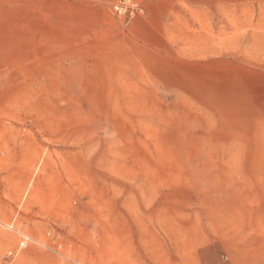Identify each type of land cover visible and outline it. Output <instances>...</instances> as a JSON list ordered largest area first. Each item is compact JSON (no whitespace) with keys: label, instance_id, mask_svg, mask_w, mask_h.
<instances>
[{"label":"rangeland","instance_id":"obj_1","mask_svg":"<svg viewBox=\"0 0 264 264\" xmlns=\"http://www.w3.org/2000/svg\"><path fill=\"white\" fill-rule=\"evenodd\" d=\"M121 1L0 0V264H264V0Z\"/></svg>","mask_w":264,"mask_h":264},{"label":"crops","instance_id":"obj_2","mask_svg":"<svg viewBox=\"0 0 264 264\" xmlns=\"http://www.w3.org/2000/svg\"><path fill=\"white\" fill-rule=\"evenodd\" d=\"M169 4L166 7H163L158 4V0H153L148 3V13L152 16L157 15V13L164 14H179V18L186 20H196V19H225L231 17L233 18H246L242 17V11L237 7L239 0H166ZM249 3V2H248ZM161 15V18H162ZM167 16V15H166ZM165 16V17H166ZM172 14L169 18H172ZM153 17V18H155ZM164 17V16H163ZM158 18V17H157ZM167 18V17H166ZM176 18V17H174ZM253 32H247L245 35H252ZM240 34L241 37L245 36ZM228 44L231 42L227 41ZM231 48H222L219 50L217 56V62L226 67H256L259 66L250 59H231L228 58L229 55L225 54L224 50ZM262 64V63H261Z\"/></svg>","mask_w":264,"mask_h":264},{"label":"built area","instance_id":"obj_3","mask_svg":"<svg viewBox=\"0 0 264 264\" xmlns=\"http://www.w3.org/2000/svg\"><path fill=\"white\" fill-rule=\"evenodd\" d=\"M115 9L123 17H132L135 13L141 11L139 5L132 0H122Z\"/></svg>","mask_w":264,"mask_h":264}]
</instances>
